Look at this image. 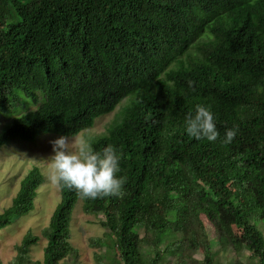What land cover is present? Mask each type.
<instances>
[{
	"label": "trees",
	"instance_id": "16d2710c",
	"mask_svg": "<svg viewBox=\"0 0 264 264\" xmlns=\"http://www.w3.org/2000/svg\"><path fill=\"white\" fill-rule=\"evenodd\" d=\"M126 99L89 141L122 154L123 196L82 199L57 185L42 261H29L38 238L27 233L12 264H73L79 202L106 231L98 264H192L193 253L212 264L228 250L264 264V0H0V114H11L0 149L75 137ZM198 103L220 138L236 126L232 143L183 131ZM43 182L37 167L23 176L0 231L33 210Z\"/></svg>",
	"mask_w": 264,
	"mask_h": 264
},
{
	"label": "rangeland",
	"instance_id": "374dc122",
	"mask_svg": "<svg viewBox=\"0 0 264 264\" xmlns=\"http://www.w3.org/2000/svg\"><path fill=\"white\" fill-rule=\"evenodd\" d=\"M127 101V99L122 101L112 113L98 118L90 130L69 139L84 137L91 141L95 136L101 135L114 121ZM26 105L25 111L34 107L32 101H28ZM19 110L21 108L17 107L16 111ZM7 113L0 114V132L10 123L9 116L11 114ZM58 137L57 135L46 134L39 136L32 143L15 140L0 149V213L10 206L12 199L18 192L21 179L30 169L37 167L44 179L43 184L37 190L33 210L0 231V264H12L17 255L16 247L20 245L27 233L38 238L29 247V261L35 262L43 259L46 241L41 232L48 226L51 214L60 200L58 186L48 178V164L43 159L51 154L50 142ZM98 221V217L85 215L81 210L80 202L77 203L72 213L70 225V243L77 250L73 264H98V261L101 260L99 256L104 249H100L94 244V241L103 238L106 231ZM258 228L264 235V224L259 223ZM215 236V230L210 228L209 238ZM160 249L162 250L163 246ZM200 250L201 246H198L197 251L200 252ZM141 251L146 255H149L150 252L147 246H142ZM246 254L244 252L240 259L233 250H228L227 253L212 255V264H249ZM202 258L201 253L191 254L192 264L200 263ZM165 260H168L165 264H175L170 256H166Z\"/></svg>",
	"mask_w": 264,
	"mask_h": 264
},
{
	"label": "clouds",
	"instance_id": "9594fccd",
	"mask_svg": "<svg viewBox=\"0 0 264 264\" xmlns=\"http://www.w3.org/2000/svg\"><path fill=\"white\" fill-rule=\"evenodd\" d=\"M207 38L214 39L211 33ZM191 84L189 81V86ZM183 131L197 141H219L226 145L232 143L238 133L236 126H232L226 128L220 138L210 106L199 103L194 112L185 115ZM50 143L51 154L43 160L48 164V178L52 182L73 190L82 199L123 196L127 177L117 175L121 171L122 154L112 144L96 151L84 137L70 140L68 136H59Z\"/></svg>",
	"mask_w": 264,
	"mask_h": 264
}]
</instances>
